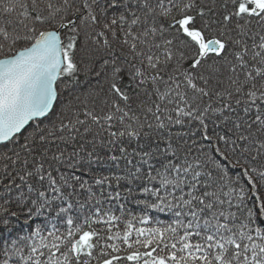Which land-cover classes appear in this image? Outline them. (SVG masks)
I'll return each instance as SVG.
<instances>
[{
  "label": "snow or ice",
  "instance_id": "6c2138e0",
  "mask_svg": "<svg viewBox=\"0 0 264 264\" xmlns=\"http://www.w3.org/2000/svg\"><path fill=\"white\" fill-rule=\"evenodd\" d=\"M0 264H264V0H0Z\"/></svg>",
  "mask_w": 264,
  "mask_h": 264
}]
</instances>
